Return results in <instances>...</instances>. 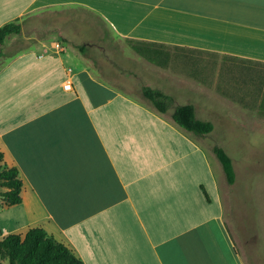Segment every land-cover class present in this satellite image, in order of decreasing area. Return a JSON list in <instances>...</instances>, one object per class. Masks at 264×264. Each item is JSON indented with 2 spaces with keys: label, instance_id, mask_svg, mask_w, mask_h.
I'll use <instances>...</instances> for the list:
<instances>
[{
  "label": "crops",
  "instance_id": "obj_1",
  "mask_svg": "<svg viewBox=\"0 0 264 264\" xmlns=\"http://www.w3.org/2000/svg\"><path fill=\"white\" fill-rule=\"evenodd\" d=\"M59 8L98 16L122 40L264 66V0H0V27ZM68 33L0 66V151L22 180V201L0 206V239L40 227L84 264H244L223 225V184L230 207L239 191L234 159L225 149L236 174L229 185L203 142L213 114H234L227 73L151 63L159 72L145 85L212 122L199 136L73 52L94 33L89 23ZM263 88L242 84L239 119L249 130L264 131Z\"/></svg>",
  "mask_w": 264,
  "mask_h": 264
},
{
  "label": "rangeland",
  "instance_id": "obj_2",
  "mask_svg": "<svg viewBox=\"0 0 264 264\" xmlns=\"http://www.w3.org/2000/svg\"><path fill=\"white\" fill-rule=\"evenodd\" d=\"M88 23L94 33L85 44L84 54L91 65L99 75L118 88L132 95H139L141 87L149 81V73L153 72V68L158 72L159 69L151 66L154 63L134 51L128 40L117 37L98 16L82 8L39 10L29 14L21 23L20 33L12 34L7 42L0 43V66L8 55L27 49L37 41L55 39L60 34L71 38L68 33L70 28ZM72 50L81 56L79 50ZM169 52V69L184 67L187 70H200L207 75L216 71L220 74L226 72L229 84L235 87L233 94H230L233 90L228 91V97L232 101L231 112L234 113L230 114L232 119L213 114L211 119L216 129L211 139L203 142L207 146L218 145L227 149L237 169L236 187L239 191L238 194L234 192L232 207L227 205L229 187L225 184L222 187L226 204L223 225L227 236L244 264H264V164L260 161L264 157V131L260 132L259 128L249 130L239 119L245 115L242 110V84L246 86L248 83L251 88L255 85L262 89L264 66L220 58L217 54L207 52L178 49H170ZM249 161L247 171L243 163ZM1 189L3 188L0 187ZM0 223L3 222L0 220ZM0 264L8 263L0 259Z\"/></svg>",
  "mask_w": 264,
  "mask_h": 264
},
{
  "label": "trees",
  "instance_id": "obj_3",
  "mask_svg": "<svg viewBox=\"0 0 264 264\" xmlns=\"http://www.w3.org/2000/svg\"><path fill=\"white\" fill-rule=\"evenodd\" d=\"M21 31V24L17 21L8 22L0 27V43L12 34ZM132 49L148 61L159 66L169 63L170 52L163 45L129 41ZM80 52L86 50L85 44L77 46ZM140 95L151 103L158 111H170L173 121L183 129L202 136L210 133L213 124L210 121L196 117L192 104L174 105L173 97L164 91L144 85ZM262 105H264V88ZM212 150L222 168L224 178L228 184H233L236 178L231 157L226 150L214 145ZM0 206H12L22 201L20 195L22 180L15 166H8L4 161V154L0 151ZM2 201V202H1ZM0 259L8 264H84L65 245L57 242L40 227L28 228L24 234L9 233L0 239Z\"/></svg>",
  "mask_w": 264,
  "mask_h": 264
},
{
  "label": "built area",
  "instance_id": "obj_4",
  "mask_svg": "<svg viewBox=\"0 0 264 264\" xmlns=\"http://www.w3.org/2000/svg\"><path fill=\"white\" fill-rule=\"evenodd\" d=\"M69 87H70L69 82H67V83L64 84V88H69Z\"/></svg>",
  "mask_w": 264,
  "mask_h": 264
}]
</instances>
